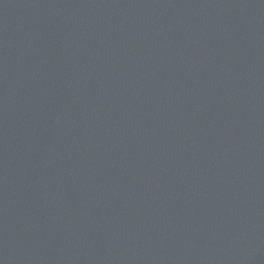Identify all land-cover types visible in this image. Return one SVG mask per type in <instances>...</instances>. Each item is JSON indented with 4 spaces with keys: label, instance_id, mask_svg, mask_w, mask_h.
I'll return each instance as SVG.
<instances>
[{
    "label": "water",
    "instance_id": "95a60500",
    "mask_svg": "<svg viewBox=\"0 0 264 264\" xmlns=\"http://www.w3.org/2000/svg\"><path fill=\"white\" fill-rule=\"evenodd\" d=\"M0 264H264V0H0Z\"/></svg>",
    "mask_w": 264,
    "mask_h": 264
}]
</instances>
